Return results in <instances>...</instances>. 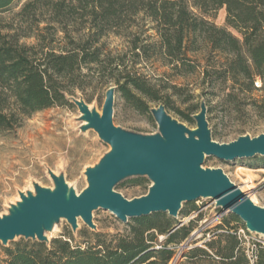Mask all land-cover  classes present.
Returning <instances> with one entry per match:
<instances>
[{
	"label": "trees",
	"instance_id": "16d2710c",
	"mask_svg": "<svg viewBox=\"0 0 264 264\" xmlns=\"http://www.w3.org/2000/svg\"><path fill=\"white\" fill-rule=\"evenodd\" d=\"M14 2L0 0V130L15 129L25 116L42 109L70 103V85H76L75 78L83 69L89 74L113 65V60L105 59L100 40L110 31L132 25L140 14L155 23L157 53L174 71H196L189 52L219 53L224 60V78L240 85V92L244 85L247 91H263L254 104L264 112V0H27L15 14L18 22L6 24L1 13L10 11ZM222 7L226 8L227 26H218L209 18ZM78 19L84 22L80 41H73L72 47L55 46V33L68 32V26ZM50 29L55 33L48 39L42 31ZM31 36H36L38 44L22 42ZM134 51L136 56L148 53L146 45L137 43ZM120 65L116 63L113 69L119 70ZM208 69L202 72L208 74ZM127 74L122 83L116 80L118 90L133 107L153 119L143 97L158 101L161 96L137 73L128 70ZM258 78L259 88L255 86ZM236 95L229 92L224 100L233 103ZM184 117L194 121L190 114ZM195 209L182 208L179 214L187 216ZM176 217L163 211L131 217L127 233L109 238L88 228L78 231L82 240H77L72 230L49 241L20 237L3 248L0 264H169L177 246L194 230L192 221L181 224ZM239 221L233 212L223 216L206 248L192 247L183 254L186 262L249 264L237 236L238 226L232 224ZM161 235L164 238L159 241ZM256 264H264L261 245Z\"/></svg>",
	"mask_w": 264,
	"mask_h": 264
},
{
	"label": "rangeland",
	"instance_id": "374dc122",
	"mask_svg": "<svg viewBox=\"0 0 264 264\" xmlns=\"http://www.w3.org/2000/svg\"><path fill=\"white\" fill-rule=\"evenodd\" d=\"M27 0H15L10 11L1 13L4 23L18 22L15 14L19 12ZM197 11V10H195ZM226 8L222 7L209 17L218 26H227ZM45 24L41 25V28ZM84 22L78 19L68 27V32L53 29L43 30L49 39L53 37L55 46L72 47L80 41ZM24 26V24H23ZM26 26V25H25ZM235 35L240 34L228 27ZM37 32V31H35ZM82 32V33H81ZM158 33L155 23L140 14L137 21L130 26H124L119 31H110L100 40L105 59L113 60L112 67L99 72L94 69H83L82 74L75 78L76 85H70L72 94L67 95L70 103L54 105L25 116L20 126L12 130H0V216L11 214V209L22 202L21 193L28 196L31 192L37 194L36 185L43 188L56 189L52 174L63 176L69 189L77 195L89 187L88 168L98 165L112 150L92 128L83 129L87 123L82 120V113L75 100H84L91 109L102 114L107 91L115 88L114 117L116 126L125 130L142 134L156 135L160 129L155 118L149 113H142L132 106L118 90L116 80L122 83L127 71L146 79L161 99L150 101L143 97L150 109L160 104L166 106L168 114L190 130L197 128L195 115L201 110L202 103L207 107L206 118L212 139L219 143H230L240 136L256 137L264 133V112L256 109L255 102L263 95L262 90L247 91L243 86L240 92L231 79H225V67L222 66V56L217 53L209 55L208 50L189 52L196 71L177 72L167 65L157 53ZM22 42L38 44L36 36L22 39ZM146 45L147 54L135 55L134 45ZM116 63H121L119 70L113 69ZM208 66L209 73L202 71ZM127 69V71H124ZM68 84V83H66ZM259 84V85H258ZM68 85V86H69ZM258 78L255 86L259 88ZM234 92V102L224 100L225 94ZM182 112V113H181ZM151 113V112H150ZM184 113V114H183ZM190 114L194 121H188L184 116ZM153 115V114H152ZM189 136V134H186ZM203 169L221 168L230 180L253 198V202L264 207V155L222 160L217 156H206ZM152 184L148 176H131L120 181L115 190L128 199L141 197L148 193ZM196 209L187 216L178 214L176 217L181 224L193 222L194 230L186 241L177 246L176 256L169 264H188L183 254L192 247H205L211 240L215 226L223 216L232 213L217 205L213 198H199L195 201L184 202L182 208ZM240 218V217H239ZM95 228L88 226L83 218L78 217L77 229L72 228L66 218L55 222L51 230L46 231L49 240L72 230L77 240H82L78 231L88 228L102 233L105 237L125 234L128 231L131 217L127 221L118 218L112 211L99 208L93 211ZM237 224V236L242 242L249 264H256L258 249L264 247V233L250 230L240 218ZM163 235L158 240H162ZM20 237H16L19 240ZM12 241L8 242L10 245ZM0 241V258H3V248L7 246Z\"/></svg>",
	"mask_w": 264,
	"mask_h": 264
},
{
	"label": "water",
	"instance_id": "95a60500",
	"mask_svg": "<svg viewBox=\"0 0 264 264\" xmlns=\"http://www.w3.org/2000/svg\"><path fill=\"white\" fill-rule=\"evenodd\" d=\"M114 99L112 87L106 93L102 114L84 100H75L82 120L87 122L83 129H94L112 146L98 165L87 169L89 187L77 195L63 176L52 174L55 190L36 185V195L21 193L22 202L13 206L10 215L0 216L3 244L16 237L49 241L46 231L61 218H66L74 230L78 217L95 228L93 211L99 208L112 211L123 221L161 211L178 216L184 202L199 198L215 199L218 206L239 216L250 230L264 233V207L254 203L221 168L201 167L206 156L233 160L264 155V133L240 136L230 143L214 141L206 118L207 107L202 103L195 115L196 129L190 130L173 119L166 106L160 104L152 109L160 133L142 135L115 125ZM131 176L151 179L147 194L128 199L115 190L120 181Z\"/></svg>",
	"mask_w": 264,
	"mask_h": 264
},
{
	"label": "bare ground",
	"instance_id": "6f19581e",
	"mask_svg": "<svg viewBox=\"0 0 264 264\" xmlns=\"http://www.w3.org/2000/svg\"><path fill=\"white\" fill-rule=\"evenodd\" d=\"M241 189H242V187H240ZM243 190V189H242ZM251 200H253V198L252 197H250V196H248Z\"/></svg>",
	"mask_w": 264,
	"mask_h": 264
},
{
	"label": "built area",
	"instance_id": "2783aa9c",
	"mask_svg": "<svg viewBox=\"0 0 264 264\" xmlns=\"http://www.w3.org/2000/svg\"><path fill=\"white\" fill-rule=\"evenodd\" d=\"M259 85V84H258Z\"/></svg>",
	"mask_w": 264,
	"mask_h": 264
}]
</instances>
